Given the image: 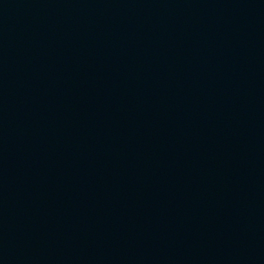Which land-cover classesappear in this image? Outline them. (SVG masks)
Segmentation results:
<instances>
[{"label":"water","instance_id":"95a60500","mask_svg":"<svg viewBox=\"0 0 264 264\" xmlns=\"http://www.w3.org/2000/svg\"><path fill=\"white\" fill-rule=\"evenodd\" d=\"M0 264H264V0H0Z\"/></svg>","mask_w":264,"mask_h":264}]
</instances>
